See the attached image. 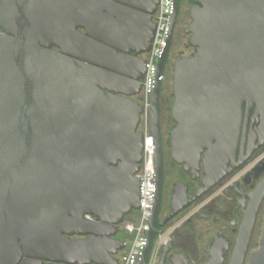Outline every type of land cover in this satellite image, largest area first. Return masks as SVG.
<instances>
[{"label":"water","instance_id":"1","mask_svg":"<svg viewBox=\"0 0 264 264\" xmlns=\"http://www.w3.org/2000/svg\"><path fill=\"white\" fill-rule=\"evenodd\" d=\"M190 1V46L196 50L175 62L174 111L179 109L183 124L172 135L182 131L183 144L197 151L235 121L231 112L237 105L247 108V119L256 108L264 133V0ZM174 2L159 77L165 74L178 22L179 0ZM159 3L0 0V264H110L124 247L102 237L109 235L105 228L139 209L137 173L145 135L138 130L143 108L136 97ZM143 27L149 33L135 45L132 28ZM161 93L157 82L150 135L158 199ZM263 198L264 184L254 197L255 213ZM158 199L139 264L149 263L155 237L161 235ZM195 200H174L167 220ZM255 213L247 214L245 245L234 264H244ZM90 215L97 223L84 222ZM75 234L88 238L72 241ZM249 264H264V230Z\"/></svg>","mask_w":264,"mask_h":264},{"label":"flooded vegetation","instance_id":"2","mask_svg":"<svg viewBox=\"0 0 264 264\" xmlns=\"http://www.w3.org/2000/svg\"><path fill=\"white\" fill-rule=\"evenodd\" d=\"M184 3L189 8L185 12L188 14V22L185 23L183 32L186 40L177 58L192 57L196 50L190 46L191 11L194 7L190 0H179L177 26L185 9ZM52 50L59 51L56 48ZM187 52L191 53L188 55ZM142 90L143 86L141 94ZM140 98L141 95L137 97L138 103ZM176 99L173 85L166 98L161 95L162 179L160 198L158 199L156 193L155 200V206L157 199L159 200L157 230L161 235L155 237L148 264H234L240 245L242 244V247L245 245V226L246 224L248 226L249 222H247V214L250 211L255 213L258 201L254 200V197L260 186L264 184V133L261 129V118H255L254 107L247 119V108L237 105L231 112L235 121L226 124L221 136L211 137V142L206 141L202 148L195 151L191 144H183L182 131L172 135L173 129L183 124L179 109L177 110L176 107L174 111ZM227 109L226 111H230L229 108ZM168 124L169 130H166ZM138 130L140 131V126ZM166 133L168 134L165 137ZM224 142L229 144L230 148L218 149ZM143 159L142 152L140 170L137 173L140 183ZM168 165L171 166L173 174L170 182L171 201L167 208L165 187L169 176ZM219 176L222 178L213 187L206 189L205 184L214 182ZM183 199L188 202L196 200L174 218L167 220L173 213L174 200ZM137 218L138 210H133L123 216L113 228L104 229L109 235L102 237L103 241L119 240L124 246L113 256L115 261L110 264H120L129 240L126 227L136 223ZM84 222L94 224L97 223V219L91 215L85 216ZM162 222L164 225L160 227ZM263 230L264 198L255 213L244 264H249L251 255L260 248ZM87 238L77 234L70 236L72 241ZM155 247L157 252L154 254ZM167 249L169 252L165 258L164 253ZM41 264L50 263L42 261Z\"/></svg>","mask_w":264,"mask_h":264},{"label":"built area","instance_id":"3","mask_svg":"<svg viewBox=\"0 0 264 264\" xmlns=\"http://www.w3.org/2000/svg\"><path fill=\"white\" fill-rule=\"evenodd\" d=\"M174 0H160L156 15V33L149 53L146 54V74L143 81V90L140 105L143 108L141 115V132L144 133L143 166L140 172V204L137 222L126 227L129 235L127 248L120 259V264H139L147 245V234L150 230V218L153 214L156 200V173L154 165V138L150 135V106L151 94L157 82L163 83L165 75L159 77L158 63L168 46L170 21L174 14Z\"/></svg>","mask_w":264,"mask_h":264},{"label":"rangeland","instance_id":"4","mask_svg":"<svg viewBox=\"0 0 264 264\" xmlns=\"http://www.w3.org/2000/svg\"><path fill=\"white\" fill-rule=\"evenodd\" d=\"M184 7H185V9H184L183 15L180 17L178 26L175 29V33H174L173 41H172V46H171V50H170L169 57H168V63L166 65V69H165V74H164L165 79L162 83V93H161V95L164 98H166L172 90V85H173V81H174V64H175L176 60L178 59L177 54L180 50H183V43L186 40V38H184V36H183V32H184V26L186 25L185 23L188 22V14H186L185 12L189 8H188L187 4H185ZM187 53L189 55V53H191V52H187ZM137 97H136V99H137ZM163 122L165 125V115H164V121ZM169 126L170 125L168 124L166 130H169ZM140 131H141V128H140ZM167 134L168 133L164 134V136L166 137ZM167 169L169 171V176H168V180H167L166 187H165V192H166L165 203H166V207L168 208V205L170 204V201H171L170 182L172 180L173 170H172L170 165L167 166ZM156 250H157V248L155 247L154 248V254L157 252Z\"/></svg>","mask_w":264,"mask_h":264},{"label":"crops","instance_id":"5","mask_svg":"<svg viewBox=\"0 0 264 264\" xmlns=\"http://www.w3.org/2000/svg\"><path fill=\"white\" fill-rule=\"evenodd\" d=\"M133 32L131 35L134 36V38H132V41H134V44L137 45L138 43V39H140L142 36H144V33H149V29L146 27H143V28H137L136 31L134 30V28H132ZM136 38V39H135ZM138 38V39H137ZM134 47H137V46H134ZM133 48V47H132Z\"/></svg>","mask_w":264,"mask_h":264},{"label":"bare ground","instance_id":"6","mask_svg":"<svg viewBox=\"0 0 264 264\" xmlns=\"http://www.w3.org/2000/svg\"><path fill=\"white\" fill-rule=\"evenodd\" d=\"M195 169V168H194ZM212 183V182H211Z\"/></svg>","mask_w":264,"mask_h":264}]
</instances>
